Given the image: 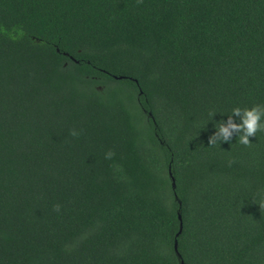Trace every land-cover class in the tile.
I'll use <instances>...</instances> for the list:
<instances>
[{"label": "trees", "instance_id": "trees-1", "mask_svg": "<svg viewBox=\"0 0 264 264\" xmlns=\"http://www.w3.org/2000/svg\"><path fill=\"white\" fill-rule=\"evenodd\" d=\"M255 103L264 0H0V264H264Z\"/></svg>", "mask_w": 264, "mask_h": 264}, {"label": "clouds", "instance_id": "clouds-1", "mask_svg": "<svg viewBox=\"0 0 264 264\" xmlns=\"http://www.w3.org/2000/svg\"><path fill=\"white\" fill-rule=\"evenodd\" d=\"M210 111L209 121L213 120L214 114ZM220 114V113H219ZM221 119L213 123L214 131L209 136L208 143L223 144L235 142L241 145H250V137H256L258 132L264 133V104L255 103L250 106H234L221 114ZM226 117V119L224 118ZM76 133L73 132V135ZM264 206V201L260 202ZM57 210L59 206L57 205Z\"/></svg>", "mask_w": 264, "mask_h": 264}]
</instances>
